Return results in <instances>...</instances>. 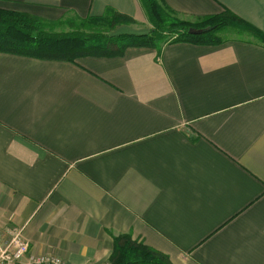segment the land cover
<instances>
[{
    "label": "crops",
    "instance_id": "crops-1",
    "mask_svg": "<svg viewBox=\"0 0 264 264\" xmlns=\"http://www.w3.org/2000/svg\"><path fill=\"white\" fill-rule=\"evenodd\" d=\"M156 1L191 21L230 10L264 34V0ZM0 8L150 19L142 0ZM13 229L67 264H109L121 234L174 264H264V41L75 61L0 51V236Z\"/></svg>",
    "mask_w": 264,
    "mask_h": 264
},
{
    "label": "trees",
    "instance_id": "trees-1",
    "mask_svg": "<svg viewBox=\"0 0 264 264\" xmlns=\"http://www.w3.org/2000/svg\"><path fill=\"white\" fill-rule=\"evenodd\" d=\"M142 1L154 25L145 34L117 31L123 25L137 23V20L114 8H109L103 15L75 16L58 22L0 8V51L75 61L87 55H114L129 46L152 47L160 51L163 45L171 42L218 45L242 39L241 35L245 33L264 41V34L257 27L230 10L191 21L180 18L171 10L165 11L156 0ZM57 26L67 29L58 31ZM206 27L210 29L201 34L190 32V28ZM109 264L174 263L165 252L133 238L131 234H121L114 237Z\"/></svg>",
    "mask_w": 264,
    "mask_h": 264
},
{
    "label": "built area",
    "instance_id": "built-area-1",
    "mask_svg": "<svg viewBox=\"0 0 264 264\" xmlns=\"http://www.w3.org/2000/svg\"><path fill=\"white\" fill-rule=\"evenodd\" d=\"M0 264H67L60 257L30 253L29 242L20 229H13L7 236H0Z\"/></svg>",
    "mask_w": 264,
    "mask_h": 264
},
{
    "label": "rangeland",
    "instance_id": "rangeland-1",
    "mask_svg": "<svg viewBox=\"0 0 264 264\" xmlns=\"http://www.w3.org/2000/svg\"><path fill=\"white\" fill-rule=\"evenodd\" d=\"M164 10L166 11L167 9L165 8ZM71 17L75 18V16H71ZM71 17H69V18H71ZM163 17H164V19L167 18L166 16H163ZM67 18L68 17H66L65 19H67ZM153 28H154V25L152 24V22L150 20H148V21L142 22L141 24H137V25H135V24L134 25H130V24L129 25H124V26L120 27L117 31L127 33L130 30H135V31H141L142 34H145V33L149 32V31H151V29H153ZM63 29H67V27H65V26H57L56 27V30H58V31H61ZM241 37L245 38V39H252L253 38V36L251 34H249V33H245L244 35H241Z\"/></svg>",
    "mask_w": 264,
    "mask_h": 264
},
{
    "label": "water",
    "instance_id": "water-1",
    "mask_svg": "<svg viewBox=\"0 0 264 264\" xmlns=\"http://www.w3.org/2000/svg\"><path fill=\"white\" fill-rule=\"evenodd\" d=\"M210 29V27H206V28H190V32L194 33V34H201L204 33L206 31H208Z\"/></svg>",
    "mask_w": 264,
    "mask_h": 264
}]
</instances>
